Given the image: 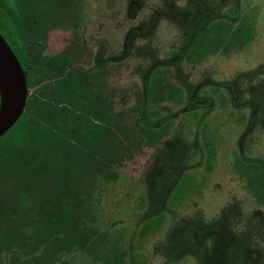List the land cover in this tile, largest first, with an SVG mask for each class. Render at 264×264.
Returning a JSON list of instances; mask_svg holds the SVG:
<instances>
[{
	"label": "rangeland",
	"instance_id": "rangeland-1",
	"mask_svg": "<svg viewBox=\"0 0 264 264\" xmlns=\"http://www.w3.org/2000/svg\"><path fill=\"white\" fill-rule=\"evenodd\" d=\"M203 1L215 15L231 16V8L238 6L240 14L236 18L223 16V22L234 26L241 22L251 27L252 40L226 51L217 50L198 63L190 61L191 56L180 57L181 79L176 77L173 68L166 74L168 80L185 92L181 103H153L157 119L173 121L169 133L151 147L144 142H139L138 146L132 143L129 151L123 153L124 157L112 166L119 173L118 178L114 181L100 178L102 181L93 190L95 201L91 206L97 207L100 228L106 229L107 237L103 242L106 248L101 251L108 254L107 260L124 256L125 264H207L210 260L217 261L214 256L207 261L204 255L208 253H202L208 249L213 253L220 244L217 242L220 236L216 243L212 235L200 243L199 254L192 253L171 261L162 244L166 242L172 223H182L176 229L188 232L191 237L196 231L205 235V230L196 227L198 222H212L210 234H218L221 230L225 239L231 241L235 237L237 242L241 241L238 246L246 248L247 253L256 254L254 248L264 250V220L253 221L251 217L252 211L264 212V202L257 199L239 166H235L237 157L242 154L264 161V0H238V5L237 0ZM76 3L73 20L64 29L51 31L49 41L54 51L72 45L71 50L86 69L93 64V54L103 42L108 43L104 57H118L123 53L127 30L141 27L142 34L134 38L129 55L116 58L107 67V85L115 111H126L137 103L142 91V75L152 62L161 58L176 60L175 55L169 53L180 52L190 39L191 23L185 14L196 9L190 0H77ZM131 3L137 5L134 17L128 15ZM226 82L231 88L224 87ZM199 84L200 88L194 90V98H189L185 89ZM207 99L210 103L202 106ZM247 102H254L256 110L250 128L253 109L246 105ZM187 105L199 113L198 118L191 116L189 111H182ZM206 139H210L215 150L209 168L205 159ZM170 142L175 144V149L164 155L167 162L163 166L164 159L158 162L159 155ZM258 165L262 168L261 163ZM155 168L169 178H174V170L181 168L182 174L186 173L193 184L186 185L188 190L182 201L173 200L167 211L164 210L159 226L145 234L142 228L145 221L139 223L145 209L142 199L146 182ZM35 189L40 194L45 187L37 184ZM37 197L40 199V195ZM226 207L234 211L233 215L236 211L244 215L241 219L237 216L242 220L239 224L235 219L234 222L221 221ZM190 237L186 236L185 240L190 242ZM173 243L169 248L186 251ZM192 246L196 249V245ZM8 260V256L0 252V264H8ZM235 260L239 264L243 262L239 258ZM260 263L264 264L263 253ZM56 264L103 262L76 251L61 255Z\"/></svg>",
	"mask_w": 264,
	"mask_h": 264
},
{
	"label": "trees",
	"instance_id": "trees-1",
	"mask_svg": "<svg viewBox=\"0 0 264 264\" xmlns=\"http://www.w3.org/2000/svg\"><path fill=\"white\" fill-rule=\"evenodd\" d=\"M192 1L202 16L195 22L189 42L179 53L170 52L172 56L175 55L177 63L173 65L178 71V61L182 56H191L189 60L198 63L217 50L226 51L252 40L251 27L241 22L235 26L224 23L223 16L215 15L203 0ZM75 2L18 0V11L8 9L6 12L13 14L4 17L1 13V18L9 29L27 25L31 20L34 26L63 27L74 16ZM235 2L237 4L238 0ZM131 9L132 15L133 7ZM230 11L231 16H226L227 18H236L240 14L236 5ZM139 34L138 29H132L126 36V54L129 53L133 37ZM69 57L66 55L64 59L71 60ZM169 63L168 60L158 61L150 69V73L145 74L144 90L137 103L126 111L111 112L109 108L107 110V104L100 102L98 94L89 91L86 86L83 87L84 81L72 71L68 72L63 81L67 86L66 91H62L60 85H49V97L58 103V95H64L72 105L75 93H81L77 111L67 109L65 113L56 112L49 121H44L41 114L33 111L36 101L26 99V109L35 114L36 118L29 120L24 115L19 124L16 122L0 137V252L8 256V264H56L61 255L76 251L91 256L95 261L101 259L103 264H125L124 256L107 260L105 257H108V254L101 251L106 248L103 242L106 241L107 235L106 229L100 228L97 207L91 206L95 201L93 190L102 179L114 181L118 178L119 173L112 166L124 157L123 153H127L131 146L144 142L151 147L169 133L173 121L157 119V112L152 108L153 103H181L185 96L182 87L166 77L172 70L163 65L169 66ZM70 64L71 61L66 62L65 67ZM86 90L88 92L84 93ZM188 90L190 93L193 88ZM210 101L207 99L205 104ZM182 111H189L191 116L196 118L199 116V113L190 110L188 105ZM255 117L256 114L252 113L249 128ZM205 144V159L209 168L215 157V150L210 139H206ZM174 149L175 144L172 145L171 142L165 145L158 162L161 163L164 159L165 166V156L171 154ZM241 157H237L235 166H239L247 185L263 203L264 161L243 154ZM242 160L247 162L242 163ZM258 163H261L262 168ZM156 168L146 182L147 189L142 199L143 204L145 201V209L139 223L145 221L142 227L145 234L159 226L164 217V210L173 200L182 201L188 190L186 185L193 184L186 173L182 174L181 168L174 170V178L163 176ZM37 184L44 185L46 192L37 194ZM39 195L40 199L37 197ZM232 212L234 211L230 208H224L221 221L234 222L235 219V223L239 224L242 221L239 218L244 215L238 211L233 215ZM251 213L253 221L264 220V212L259 210ZM202 223L198 222L196 227L200 231L205 230V235L196 231L191 237L188 232L176 229L177 225L182 223H172L166 242L162 244L166 256L171 261L181 260L183 256L192 253L199 254L200 243L212 235L215 242L220 236L217 241L220 244L215 247L213 253H210V249L202 252L208 253L204 255L207 261L212 256L217 259L210 260L207 264H219L221 261L222 264H239L235 258L243 260L240 264H261L264 250L254 248L257 250L256 254L247 253L246 248L238 246L241 241L237 242L235 237L231 241L225 239L221 230L218 234H210L209 227L212 222L203 223L204 225ZM186 236L190 237V242L185 240ZM171 242L186 251L169 248ZM193 244L196 249H193ZM189 245L190 247H187ZM245 255L246 258H243Z\"/></svg>",
	"mask_w": 264,
	"mask_h": 264
},
{
	"label": "flooded vegetation",
	"instance_id": "flooded-vegetation-1",
	"mask_svg": "<svg viewBox=\"0 0 264 264\" xmlns=\"http://www.w3.org/2000/svg\"><path fill=\"white\" fill-rule=\"evenodd\" d=\"M190 1L193 3L192 0ZM17 5H18V0H0V33L5 38V40L8 42V44L11 46L13 52L15 53L18 61L20 62L22 66V69H23V72L26 78V84H27L26 99L29 98V99H33L36 101L33 111L39 115L41 114V118L44 121H49L56 114V112L65 113L67 109L72 110V111H77L76 106L81 102V96H82L81 93H75L73 97L72 105L69 103L70 101L64 97V95H60V94L58 95V97L60 98V102L58 103H56L49 97V92H50L49 85H52V86L60 85L62 86L61 87L62 91L64 92L66 91L67 86L64 84L63 81L66 78L68 72L72 71L81 80L84 81L83 87L86 86L90 89L89 91H92L98 94V98L100 102L102 103L104 101L107 104L106 106L107 110L109 108L110 111L112 112L114 109H113V105L111 102V97L109 94V88L107 85V78H106V74L108 72V68H107L108 64L113 62L116 58L120 59L121 57H127L129 55L130 50L128 54L125 53L126 36L132 29H138L140 31V34L135 37H139L142 34L141 27L134 26L127 30L126 35L124 37L123 53L118 57H115V58L114 57H104L103 53H105V51L107 50L108 43L106 41L103 42L102 46L99 47V49L97 48V50L93 54V61H92L93 64L91 63V65H89V67L86 69L80 64V60H78L77 57L74 55V50L73 51L71 50L72 45L70 46L69 44L68 45L69 47L65 48L62 51H59V50L54 51V47L49 41L51 31L56 30V29L62 30L65 28L66 24L69 21L73 20L75 16V8L77 7L76 2L74 4L73 18L68 20L63 27L34 26L33 20H31L27 25L15 26L13 29H9L5 26V23L2 22L1 13L3 14L4 17H7L13 13L11 12L8 13L6 12V10L12 8V10L16 12L18 11ZM136 6L137 5L135 3H131L129 10H128V15L130 17H134ZM132 7H133V14L131 15L130 12L132 10L131 9ZM28 11L30 12V10ZM201 16L202 14L199 13L197 9H195L194 11L186 12L185 18L187 19V21L191 23L190 37L193 33L195 22ZM222 16H226V15H222ZM135 37H133L131 41L130 49H131L132 42ZM189 40L187 41V43L189 42ZM173 52L176 53L175 51ZM169 54L171 55V53ZM66 55H69L70 56L69 58L71 60L64 59V56ZM161 60H168L170 63L172 62L171 64L169 63V66H166V64H164L163 66L165 68L168 67L169 69L173 68L176 77L181 79L180 63L178 62V66H179V71H178L176 66L173 65L177 63L176 60L173 61L168 58H161V59L156 60L155 62H152L146 68L144 74L142 75V91L144 90L145 74L147 72L150 73V69L155 65V63L158 61L160 62ZM70 61L72 62V64H70L68 67H65L66 62H70ZM54 73H57V76ZM223 85L224 87H230V86L225 85V83ZM40 86L42 87L40 88ZM200 86L201 84L197 85L196 86L198 87L197 89H199ZM37 87H38V90H36ZM192 88H193V91L190 93L188 89H185L187 96L191 99L194 98V90H195V87H192ZM142 91L140 92V95ZM87 92L88 91L86 90L84 93H87ZM253 104L254 102L253 103L247 102L246 104L253 109L251 114L255 113L256 111ZM202 106L205 107L206 104ZM24 115H26L29 118V120H31L32 118H36L35 114H33L32 112H29L26 109V106H24V109L21 115L16 120L18 124L22 121V117Z\"/></svg>",
	"mask_w": 264,
	"mask_h": 264
},
{
	"label": "water",
	"instance_id": "water-1",
	"mask_svg": "<svg viewBox=\"0 0 264 264\" xmlns=\"http://www.w3.org/2000/svg\"><path fill=\"white\" fill-rule=\"evenodd\" d=\"M27 96L22 66L0 33V137L21 115Z\"/></svg>",
	"mask_w": 264,
	"mask_h": 264
}]
</instances>
